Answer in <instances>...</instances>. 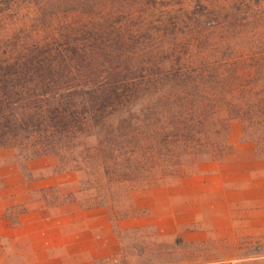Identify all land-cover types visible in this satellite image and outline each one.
Segmentation results:
<instances>
[{"label":"rangeland","instance_id":"rangeland-1","mask_svg":"<svg viewBox=\"0 0 264 264\" xmlns=\"http://www.w3.org/2000/svg\"><path fill=\"white\" fill-rule=\"evenodd\" d=\"M91 16L143 26L137 41L175 50L157 61L174 71L179 57L193 77L157 66L58 155L0 146V236L40 212L45 226L19 238L29 262L264 264V0H0V48ZM175 21L216 27L190 38Z\"/></svg>","mask_w":264,"mask_h":264},{"label":"trees","instance_id":"trees-1","mask_svg":"<svg viewBox=\"0 0 264 264\" xmlns=\"http://www.w3.org/2000/svg\"><path fill=\"white\" fill-rule=\"evenodd\" d=\"M178 12L181 17L194 13L186 5ZM179 23L171 22L169 32L176 35L184 28L190 38L200 35L205 25L216 27ZM142 30L137 25L105 24L98 16L82 17L60 20L42 35L0 48V146L28 156L58 155L71 149L77 134L100 126L132 88L155 79L157 66L158 74L192 79L179 57L174 71L169 61L160 64L156 53L175 50L162 45L147 49L153 42L135 38ZM195 41L185 42L186 49Z\"/></svg>","mask_w":264,"mask_h":264},{"label":"crops","instance_id":"crops-1","mask_svg":"<svg viewBox=\"0 0 264 264\" xmlns=\"http://www.w3.org/2000/svg\"><path fill=\"white\" fill-rule=\"evenodd\" d=\"M46 224V220H45V216H42V214L40 212H25L22 214H19V216L17 217V222L15 223L14 226L8 227V232L6 235L4 236H0L1 238H5L7 239L6 241L8 246L4 247L1 246L0 247V257L5 256L7 259H9L11 264H47V263H41L38 262L36 260H30L27 261V259H25L26 257H21V254L19 253V250L23 248V251L26 250L24 249V245L22 246L21 243H19V238H22L25 234V230H34L37 229V227L39 226H45ZM54 226H56L57 228H59V222L57 224H55ZM37 231V230H36ZM104 233V229L102 228V234ZM105 233L106 235L108 234L106 228H105ZM43 233H39V232H35V238L37 237H41L43 238L42 235ZM69 238H73V235H70ZM61 237L57 235H51L50 237V244H49V248H55V247H59L61 243L60 240ZM107 239V238H106ZM54 240H56L55 242H53ZM87 240V239H86ZM93 237H89V244L91 245V243H94L93 241ZM101 241H103V238L101 239ZM19 245H17V244ZM28 248L29 251H31V253L33 254L34 258L35 255H37L38 249H41L39 246H32V243L30 240H28ZM10 244V246H9ZM89 245V246H90ZM20 247V248H19ZM87 247V246H86ZM27 248V249H28ZM42 248H48L46 246H43ZM39 253V252H38ZM73 264H94L93 262V258L90 256L89 260L85 259V261H77Z\"/></svg>","mask_w":264,"mask_h":264}]
</instances>
